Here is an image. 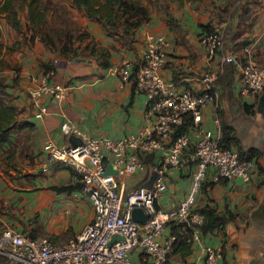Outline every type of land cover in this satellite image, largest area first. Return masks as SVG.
Returning <instances> with one entry per match:
<instances>
[{"label":"crops","instance_id":"0c3cea01","mask_svg":"<svg viewBox=\"0 0 264 264\" xmlns=\"http://www.w3.org/2000/svg\"><path fill=\"white\" fill-rule=\"evenodd\" d=\"M127 1L134 7L131 21L138 24L130 34L121 28L118 34H108L73 0H39L46 19L63 23L58 28L68 26L78 34L84 31L85 54L78 56L64 52V42L60 44L63 46L44 42L42 34L30 26L26 4L23 23L16 14L19 29L14 28L7 13H0V102L12 103L18 124H27L11 130L0 142V232L9 227L62 244L93 219L90 201L78 188L71 192L52 189L77 183L73 171L61 164L41 171L46 163L43 144L73 141L60 130L65 119L94 137L119 138L140 131L145 123L146 96L107 70L124 59H140L155 42L164 39L169 42L161 71L165 81L199 91L203 89L200 77L207 67L218 69L214 80L217 96L203 108L201 123L227 148L254 161L249 181L205 183L195 194L197 211L212 209L225 223L202 230L200 240L192 243L185 240V229L165 227L160 239L171 234L178 238L167 264H203L206 245L221 247L227 264H264V91L241 95L238 71L221 65L220 54L209 63L199 42L201 34L218 29L224 36L223 54L232 51L243 59L242 46L250 43V59L264 65V0ZM45 64L54 69L53 82H72V88L61 102L43 97L40 102L47 111L41 112L30 100L29 91L31 76L40 74ZM186 129L193 136L195 130L189 120ZM160 157L161 149L143 156L145 169L125 179L122 193L146 183ZM194 168L187 165L179 171L164 167V189L157 199L161 209L174 210L190 193ZM48 204L63 219L72 215L73 221L64 220L61 228L58 222L44 229L40 218L28 221Z\"/></svg>","mask_w":264,"mask_h":264},{"label":"built area","instance_id":"2783aa9c","mask_svg":"<svg viewBox=\"0 0 264 264\" xmlns=\"http://www.w3.org/2000/svg\"><path fill=\"white\" fill-rule=\"evenodd\" d=\"M199 42L209 63L220 54L221 65H231L238 71L241 95L264 91V65L250 59V43L242 46L244 57L240 59L232 51L222 53L224 36L218 29L201 34ZM168 47L169 42L160 39L140 59H124L107 70L146 96L145 123L140 131L119 138L94 137L65 119L60 124L61 132L78 141L43 144L46 163L41 171L47 172L54 163L71 169L78 192L90 201L93 219L62 244L48 236H30L6 227L0 232V264H167L177 235L160 239L165 227L185 229L189 243L201 238L205 216L194 208V203L203 184L251 179L254 161L227 148L201 123L203 108L217 96L214 80L218 69L208 66L202 73V90L180 88L176 81L167 82L161 74ZM53 76L52 68L31 76L30 100L41 112L47 111L40 102L43 97L61 102L72 88V84L53 82ZM188 120L195 130L193 136L188 134V124L184 125ZM157 149H161V157L151 167L157 173L152 186H137L123 194L125 179L143 171L142 157ZM108 164L116 173L106 172ZM187 165L195 166L190 193L174 210L161 209L157 199L164 189V167L180 171ZM134 207L144 210L145 221L131 218ZM113 237L118 238L111 242ZM203 260V264H227L221 247L210 245L204 247Z\"/></svg>","mask_w":264,"mask_h":264},{"label":"trees","instance_id":"16d2710c","mask_svg":"<svg viewBox=\"0 0 264 264\" xmlns=\"http://www.w3.org/2000/svg\"><path fill=\"white\" fill-rule=\"evenodd\" d=\"M13 0H0V13H7L8 19L12 22L14 28L19 29L20 25L16 17V10L12 3ZM28 8L29 23L32 29L42 34V40L48 41L44 34L45 15L39 8V0H23ZM74 4L83 8L86 15L96 19L108 34H118L119 28L125 34H130L138 24L137 21H131V11L134 10L132 4L127 0H73ZM64 52H70L67 46L61 47ZM44 70L52 68L50 65L45 64ZM53 69V68H52ZM188 122L184 123V125ZM184 125L180 128L184 129ZM27 124H18L16 119V107L12 103L0 102V142L6 139V134L15 128H22ZM243 158V157H241ZM78 188V184H68L61 186H53L52 189L57 192H71ZM205 216L203 231L212 229L220 224L225 223L216 215L212 209H203L200 211ZM176 229V228H173ZM31 236V235H30ZM178 239V238H177ZM177 241V240H176ZM175 245V244H174Z\"/></svg>","mask_w":264,"mask_h":264},{"label":"rangeland","instance_id":"374dc122","mask_svg":"<svg viewBox=\"0 0 264 264\" xmlns=\"http://www.w3.org/2000/svg\"><path fill=\"white\" fill-rule=\"evenodd\" d=\"M14 7L17 8L18 15H19V19L21 18L22 23L25 21V17H24V11H22L24 9L25 3L23 0H13L12 1ZM27 6V5H26ZM45 18V17H44ZM58 24L63 25V23H60V21H58L56 18L55 19H46L45 18V24H44V34L47 33V40L49 42H53L54 44H56L57 46H63L60 45L62 42L65 43L64 46H67L70 48V52L73 54V56H78L85 54V49L83 48V42L86 41V39H83L82 37H84V35H86L84 33V31L80 32V34L78 33H73L71 32L72 29H70V27L65 26L64 28L62 27H57ZM22 27H24L22 25ZM77 35H80L81 38H79ZM81 41H79V39ZM68 84H72V82H67ZM71 218L66 219V218H61V216L57 215V210L53 209V207L51 205L48 204V207H44L43 209H39L35 215H33L32 217H30L28 219L29 222H34L37 220V218H40V225L41 228L44 229V227L48 226V225H52L54 226L55 224H57L58 222H60L58 224L59 228H61L62 225H64L65 221L68 223H71L73 221V216H70ZM65 220V221H64ZM31 234H34L33 232H31Z\"/></svg>","mask_w":264,"mask_h":264},{"label":"water","instance_id":"95a60500","mask_svg":"<svg viewBox=\"0 0 264 264\" xmlns=\"http://www.w3.org/2000/svg\"><path fill=\"white\" fill-rule=\"evenodd\" d=\"M71 140L78 141V139L74 138V137H71ZM106 172L107 173H116V170H114L112 168V166L110 164H108L106 167ZM156 176H157V173L155 171H152L149 180L146 183H144L142 186L146 187V188L151 187ZM131 218L136 222H143L146 219V213L144 212V210L141 207H134L131 211ZM117 238L118 237H113L111 242H114Z\"/></svg>","mask_w":264,"mask_h":264}]
</instances>
